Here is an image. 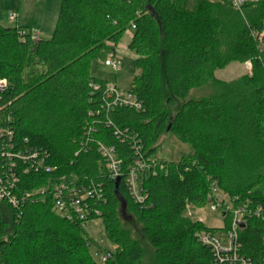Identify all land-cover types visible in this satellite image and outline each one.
<instances>
[{
    "label": "trees",
    "instance_id": "obj_1",
    "mask_svg": "<svg viewBox=\"0 0 264 264\" xmlns=\"http://www.w3.org/2000/svg\"><path fill=\"white\" fill-rule=\"evenodd\" d=\"M21 30L0 20V79L7 81L0 90V179L25 199L17 208L0 201V264H98L80 222L54 211L51 193L64 181L102 192L89 200L100 216L87 222L101 219L114 248L104 264L144 262L141 243L123 227L125 211L140 223L157 264H264L262 217L242 218L236 255L221 260L198 239L213 229L186 215L207 203L213 182L232 210L264 212V51L256 38L264 31V0H245L241 10L229 0H61L51 39L33 41ZM128 31L137 70L129 92L140 110L112 105L109 83L90 74L91 63L115 51ZM246 62L251 75L216 79L217 71ZM205 87L209 97H191ZM89 127L95 133L88 136ZM169 133L193 153L159 161L166 173L144 180L146 199L136 204L124 177L116 190L98 144L113 147L126 170L140 156L157 159ZM32 150L37 160L17 157ZM232 210L223 212V230Z\"/></svg>",
    "mask_w": 264,
    "mask_h": 264
},
{
    "label": "rangeland",
    "instance_id": "obj_2",
    "mask_svg": "<svg viewBox=\"0 0 264 264\" xmlns=\"http://www.w3.org/2000/svg\"><path fill=\"white\" fill-rule=\"evenodd\" d=\"M61 0H1L0 1V20L1 24L7 28H15L16 23L10 21V16L15 13L18 15L20 27L30 31L35 29L39 33L41 40H49L52 38L60 11ZM131 32L128 31L123 37L121 43L116 47L115 51L109 50L101 53L98 59L94 60L90 65V74L92 77L107 81L116 85L119 90L129 91L133 86V79L137 74L134 65V54L128 49L131 40ZM110 53H115V59L120 60L121 66L115 71L108 65ZM248 75L245 64L232 63L225 69L216 72L215 77L218 81L233 82L241 77ZM210 87L194 90L191 94L192 98H206L211 93ZM159 152L157 161L178 162L182 157L189 156L193 153L192 147L188 144L180 142L173 134H165L159 141ZM216 193L228 203L232 209V202L228 195L213 182ZM223 209L216 212L210 210V202L200 208L188 209L186 215L193 221L203 223L207 228L213 229L206 232L213 234L219 239H223V230L225 219L223 217ZM236 209H233L234 212ZM125 230L131 233L133 239H137L144 249L143 264H157L154 251L148 246L147 241L141 233V225L137 220L125 211L121 217ZM233 220V214H232ZM232 225V222H231ZM85 233L95 243L90 245V253L94 260L100 264V252H112L114 248L106 237L105 228L101 219H95L87 222L84 226ZM98 246H97V245Z\"/></svg>",
    "mask_w": 264,
    "mask_h": 264
},
{
    "label": "built area",
    "instance_id": "obj_3",
    "mask_svg": "<svg viewBox=\"0 0 264 264\" xmlns=\"http://www.w3.org/2000/svg\"><path fill=\"white\" fill-rule=\"evenodd\" d=\"M230 4L241 10L245 0H229ZM18 15L13 13L10 16V21L17 23ZM16 27H19L18 25ZM134 28V27H133ZM20 36H25L29 34L33 41L39 40L38 32L35 29L21 30L19 31ZM257 40L259 42V48L261 51H264V31L257 35ZM108 65L112 67L113 70L117 71L120 66V60L115 59V53H110L108 59ZM246 70L248 74L252 73L251 62L245 63ZM7 89V81L0 79V90L5 91ZM106 93L112 100V105L119 107H129L131 109L140 110L141 104L138 102V98L135 94H132L129 91L119 90L116 85L108 84L106 88ZM88 136L91 133H95V127H89ZM98 153L100 154L102 161L105 163L106 170L109 173V176L112 180L116 181L118 178L124 177V184L130 195L136 204H143L145 202L146 196L142 189L143 182L146 178L155 177L160 172L166 173V166L161 164L156 159H146L143 156L136 158L133 163H131L126 170L123 169V162L121 159H118L116 151L113 147H109L103 143L98 144ZM17 157L22 159V161L27 162L31 160L38 159V152L32 150L29 156H21L20 153L17 154ZM45 155H42L44 158ZM43 166V159L40 160V163L33 165L31 169L35 172L39 171ZM30 169V170H31ZM29 171V170H27ZM46 172H51V168H46ZM214 183L211 184L210 194L208 201L210 202V210L216 212L224 208L226 211H231L228 203H224L222 197L217 194L216 189L213 187ZM52 200L54 202V211L56 214L68 221H78L81 226L84 227L87 223V220L93 216H100V213L94 206L89 203V200L101 199L102 192L96 189L94 186L89 188L84 185H76L74 181H64L59 183L54 191L51 193ZM33 200V199H31ZM0 201H7L13 207H19L20 203L25 202V199L18 200V198L13 195L11 192L7 191V186L2 185V180L0 179ZM233 214L232 225L230 229L223 233V239L215 237L209 232H202L198 235L199 241L211 248L215 255L221 260L223 259L222 255L233 253L237 249L238 241V231L240 228V223H242V218L245 216H255L262 217L264 220V212L262 208L259 207L254 211L249 209V206H242L236 209ZM263 245H264V236H263ZM236 255V254H235ZM100 264H104L111 258L110 252H100Z\"/></svg>",
    "mask_w": 264,
    "mask_h": 264
},
{
    "label": "water",
    "instance_id": "obj_4",
    "mask_svg": "<svg viewBox=\"0 0 264 264\" xmlns=\"http://www.w3.org/2000/svg\"><path fill=\"white\" fill-rule=\"evenodd\" d=\"M170 128H171V125H169L167 131H169ZM120 182H121V178H118V179L116 180V183H115V184H116V190L118 189V186H119ZM240 226L243 227L244 225L241 223Z\"/></svg>",
    "mask_w": 264,
    "mask_h": 264
},
{
    "label": "crops",
    "instance_id": "obj_5",
    "mask_svg": "<svg viewBox=\"0 0 264 264\" xmlns=\"http://www.w3.org/2000/svg\"><path fill=\"white\" fill-rule=\"evenodd\" d=\"M16 24L19 25V21H18V20H17V23H16ZM17 25H16V26H17ZM38 35H39V33H38ZM39 39H40V37H39Z\"/></svg>",
    "mask_w": 264,
    "mask_h": 264
}]
</instances>
